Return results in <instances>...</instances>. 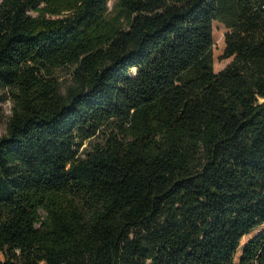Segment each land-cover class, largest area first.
I'll use <instances>...</instances> for the list:
<instances>
[{"label":"trees","instance_id":"trees-1","mask_svg":"<svg viewBox=\"0 0 264 264\" xmlns=\"http://www.w3.org/2000/svg\"><path fill=\"white\" fill-rule=\"evenodd\" d=\"M110 1L0 0V264H264V0Z\"/></svg>","mask_w":264,"mask_h":264},{"label":"rangeland","instance_id":"rangeland-1","mask_svg":"<svg viewBox=\"0 0 264 264\" xmlns=\"http://www.w3.org/2000/svg\"><path fill=\"white\" fill-rule=\"evenodd\" d=\"M117 0H111L109 3V7L110 9H113L114 4ZM228 31L227 27L219 22L216 21L214 22V39H215V44L213 47V55H214V68L216 72H219L221 70H223L225 67H227L233 60L232 57L230 58H225V33ZM66 72H59L58 74L60 75V80L64 81L65 78H68L69 76H67V74H65ZM11 102H9V100H6L2 103V114L0 116V136H2L5 132H6V127L9 121V118L12 114L11 111ZM88 143L86 142V144L84 145L87 146ZM42 216H44V213H41ZM248 239V237L244 238L245 242ZM239 255L240 252H238L236 259H235V264L238 263L239 261ZM0 258H3L2 255H0Z\"/></svg>","mask_w":264,"mask_h":264},{"label":"bare ground","instance_id":"bare-ground-1","mask_svg":"<svg viewBox=\"0 0 264 264\" xmlns=\"http://www.w3.org/2000/svg\"><path fill=\"white\" fill-rule=\"evenodd\" d=\"M135 71H136V68H133V69L131 70V73L134 74Z\"/></svg>","mask_w":264,"mask_h":264}]
</instances>
